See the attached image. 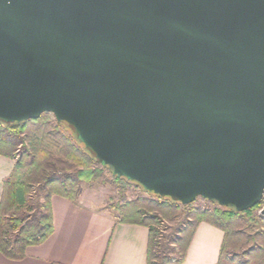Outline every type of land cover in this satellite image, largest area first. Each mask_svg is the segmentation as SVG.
Masks as SVG:
<instances>
[{"label": "water", "instance_id": "95a60500", "mask_svg": "<svg viewBox=\"0 0 264 264\" xmlns=\"http://www.w3.org/2000/svg\"><path fill=\"white\" fill-rule=\"evenodd\" d=\"M45 112L148 192L252 208L264 0H0V121Z\"/></svg>", "mask_w": 264, "mask_h": 264}, {"label": "trees", "instance_id": "16d2710c", "mask_svg": "<svg viewBox=\"0 0 264 264\" xmlns=\"http://www.w3.org/2000/svg\"><path fill=\"white\" fill-rule=\"evenodd\" d=\"M63 127L67 133L61 131ZM0 155L13 161L11 172L2 180L0 195V253L12 260L22 259L28 247L43 243L52 234V196L77 201L81 184L98 180L105 169L116 182L128 180L101 165L71 126L56 119L52 122L43 114L21 122L0 121ZM150 193L156 201L128 200L116 206V213L112 212L118 222L147 228L146 264L183 262L192 234L202 221L224 233L217 264H264V234L257 245L245 253L247 259L235 257V261L228 255L229 247L252 240L247 233L250 225L243 216L258 210L260 202L244 211L216 203L219 207L212 209L189 208V204H181L171 197ZM147 209L159 214L148 215ZM178 213H184L187 224L176 235L163 233L158 227V215L169 218Z\"/></svg>", "mask_w": 264, "mask_h": 264}, {"label": "crops", "instance_id": "0c3cea01", "mask_svg": "<svg viewBox=\"0 0 264 264\" xmlns=\"http://www.w3.org/2000/svg\"><path fill=\"white\" fill-rule=\"evenodd\" d=\"M12 167L13 161L0 155V195ZM51 207L52 234L28 247L22 259L0 253V264H146L147 228L118 222L89 186H82L75 202L52 196ZM223 237L220 228L200 222L180 264H217Z\"/></svg>", "mask_w": 264, "mask_h": 264}, {"label": "rangeland", "instance_id": "374dc122", "mask_svg": "<svg viewBox=\"0 0 264 264\" xmlns=\"http://www.w3.org/2000/svg\"><path fill=\"white\" fill-rule=\"evenodd\" d=\"M43 115L48 117L50 121H55L52 113L45 112ZM61 131L67 133L68 130L63 127L61 128ZM81 185L89 186L90 192H93L96 195V198L99 200L102 199L106 209L114 213H116V206H118L119 203H123L124 201L135 199H152L156 201V198L150 192L145 191L135 182H129V180L125 179H121L119 181L117 180L116 182L108 169L103 171L102 176L98 180L90 183H82ZM188 207H207L212 209L219 206H215L213 202H210L204 198L197 197L195 201L189 203ZM146 213H148V215L159 214L158 212L149 209L146 210ZM158 216L160 217V223L158 227L161 229V231H163V233L167 235H176L179 233V229L187 224L184 213H178L176 216L169 218L162 217L161 215ZM243 220L250 225L248 227L247 233L250 234L252 240L236 247H229L228 255L233 257V259L235 257H237L239 260L247 259L245 253L257 245L259 242V237L264 234V216L259 214L258 210L253 211L249 215H244Z\"/></svg>", "mask_w": 264, "mask_h": 264}, {"label": "built area", "instance_id": "2783aa9c", "mask_svg": "<svg viewBox=\"0 0 264 264\" xmlns=\"http://www.w3.org/2000/svg\"><path fill=\"white\" fill-rule=\"evenodd\" d=\"M264 206V191H263V194H262V197H261V200H260V207L258 209V213L261 214V209L263 208ZM262 215V214H261ZM264 216V215H263Z\"/></svg>", "mask_w": 264, "mask_h": 264}]
</instances>
